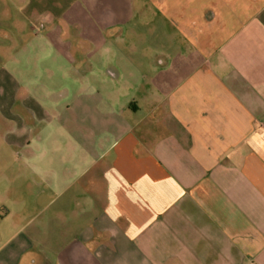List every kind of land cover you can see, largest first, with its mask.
I'll list each match as a JSON object with an SVG mask.
<instances>
[{"label":"crops","instance_id":"0c3cea01","mask_svg":"<svg viewBox=\"0 0 264 264\" xmlns=\"http://www.w3.org/2000/svg\"><path fill=\"white\" fill-rule=\"evenodd\" d=\"M101 1L0 0L51 14L64 76L0 171V264H264V0H139L163 32L120 51L137 0Z\"/></svg>","mask_w":264,"mask_h":264},{"label":"rangeland","instance_id":"374dc122","mask_svg":"<svg viewBox=\"0 0 264 264\" xmlns=\"http://www.w3.org/2000/svg\"><path fill=\"white\" fill-rule=\"evenodd\" d=\"M111 2L101 1L102 4ZM119 3L120 0L118 5ZM135 7L132 20L119 24L120 27L110 31V35L120 36V39L112 40L114 44L116 42L115 46L119 51L126 41H134V46L138 49L140 41L149 40L163 32L158 13L143 11L139 0L135 2ZM93 13L102 15L109 12ZM111 13L114 19V11ZM24 15L25 12L0 5V171L6 170L9 175L13 165L11 153L15 155V151L20 148L16 139L30 127L28 122H22V118L27 120L25 112L29 110L24 101L31 104L38 98L45 103L49 87L62 82L61 79L64 78L62 75L52 74L57 72L51 67L55 66L54 59L47 60L45 55L50 47L42 33L43 28L51 23V14L28 12L27 16ZM67 29H70V33L65 34L68 44L71 49L77 50V43H82L84 38L76 33L79 31L77 28ZM35 31L41 33L37 35ZM82 45L84 49L85 44ZM60 63L59 59L56 66Z\"/></svg>","mask_w":264,"mask_h":264}]
</instances>
